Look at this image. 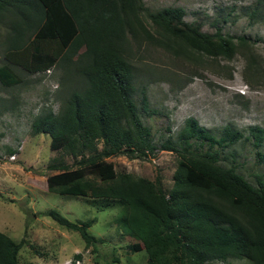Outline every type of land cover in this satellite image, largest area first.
<instances>
[{
	"label": "trees",
	"instance_id": "16d2710c",
	"mask_svg": "<svg viewBox=\"0 0 264 264\" xmlns=\"http://www.w3.org/2000/svg\"><path fill=\"white\" fill-rule=\"evenodd\" d=\"M263 10L264 1H259L248 16L263 20ZM143 13L167 42L155 40L142 22ZM185 15L182 8L151 12L142 0H0V23L10 29L0 83L8 88L18 85L16 67L42 74L60 62L69 64L79 85L66 88L58 114L44 110L34 118L32 133L49 135L52 151L81 159L73 170L51 165L50 170L59 173L47 178L48 191L88 198L101 210L115 202L124 205L127 228L139 240L128 248L132 254L145 251L146 264H213L228 259L264 264V180L258 177L254 187L220 164L222 152L245 139L244 133L226 127L218 137L194 118L187 119L175 139L160 147L179 156L170 192L159 177L150 181L117 173L107 162L120 154L147 158L158 150L135 102L130 40L157 42L164 49L179 44L227 58L238 48L234 40L239 47L248 43L245 37L223 36L220 29L215 35L199 32L184 22ZM141 105L149 111L145 91ZM252 136L255 146H262L264 129L253 128ZM205 146L208 149L202 150ZM259 155L264 160V154ZM47 215L60 227L79 233L87 248L97 243L88 231L95 219L79 225L56 211ZM25 244L0 232V264H33L19 261Z\"/></svg>",
	"mask_w": 264,
	"mask_h": 264
},
{
	"label": "rangeland",
	"instance_id": "374dc122",
	"mask_svg": "<svg viewBox=\"0 0 264 264\" xmlns=\"http://www.w3.org/2000/svg\"><path fill=\"white\" fill-rule=\"evenodd\" d=\"M142 1L151 12L182 8L184 22L199 32L215 35L220 29L223 36L245 37L248 43L239 47V41L234 40L238 48L232 58H227L197 53L179 44L164 49L157 42L130 40L135 102L158 150L147 158L120 154L107 162L117 173L150 181L159 177L164 190L170 192L179 156L160 147L175 139L187 119L194 118L218 137L226 127L244 133L245 139L222 152L220 164L258 187V177L264 180V160L259 155L264 154V142L255 146L252 129H264V18L255 20L248 15L264 0ZM140 17L156 41L167 42L146 13ZM9 33V27L0 23V66L5 63ZM68 69L67 62L42 74L16 67L20 83L10 88L0 83V232L16 243L26 241L19 252L21 263L146 264L145 251L132 254L128 248L139 240L127 228L124 205L115 202L101 210L88 198L48 191L47 178L59 173L50 170L51 165L73 170L81 159L52 151L49 135L32 133L34 118L44 110L58 114L66 88L79 85V78ZM142 91L148 98V112L142 109ZM97 145L101 150L102 144ZM50 211L79 225L95 219L88 231L97 243L87 248L79 233L60 227L47 215ZM213 264L252 263L228 259Z\"/></svg>",
	"mask_w": 264,
	"mask_h": 264
},
{
	"label": "built area",
	"instance_id": "2783aa9c",
	"mask_svg": "<svg viewBox=\"0 0 264 264\" xmlns=\"http://www.w3.org/2000/svg\"><path fill=\"white\" fill-rule=\"evenodd\" d=\"M12 160H14V157L12 158Z\"/></svg>",
	"mask_w": 264,
	"mask_h": 264
}]
</instances>
